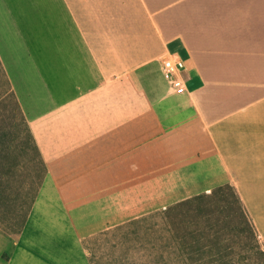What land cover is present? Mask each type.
I'll list each match as a JSON object with an SVG mask.
<instances>
[{"label": "crops", "instance_id": "1", "mask_svg": "<svg viewBox=\"0 0 264 264\" xmlns=\"http://www.w3.org/2000/svg\"><path fill=\"white\" fill-rule=\"evenodd\" d=\"M0 74V264H93L101 232L225 185L264 244V0H0Z\"/></svg>", "mask_w": 264, "mask_h": 264}, {"label": "rangeland", "instance_id": "2", "mask_svg": "<svg viewBox=\"0 0 264 264\" xmlns=\"http://www.w3.org/2000/svg\"><path fill=\"white\" fill-rule=\"evenodd\" d=\"M9 87L0 74V123H22ZM20 138L28 142L22 131ZM31 159L40 176L37 154L30 152ZM202 195L101 232L90 243L93 264H264V244L235 189L225 185Z\"/></svg>", "mask_w": 264, "mask_h": 264}, {"label": "built area", "instance_id": "3", "mask_svg": "<svg viewBox=\"0 0 264 264\" xmlns=\"http://www.w3.org/2000/svg\"><path fill=\"white\" fill-rule=\"evenodd\" d=\"M185 70V62L179 57H165L161 62V72L164 79L177 93L185 91V79L183 76Z\"/></svg>", "mask_w": 264, "mask_h": 264}, {"label": "trees", "instance_id": "4", "mask_svg": "<svg viewBox=\"0 0 264 264\" xmlns=\"http://www.w3.org/2000/svg\"><path fill=\"white\" fill-rule=\"evenodd\" d=\"M202 196H204V195H202V194H200V195H196V196H194V197H192V198H190V199H188V200H185V201H183V202L178 203L177 206H180V204H184V203L190 204V203H192L195 199H197V198H199V197H202ZM173 208H174V207H173ZM230 264H235V263H230Z\"/></svg>", "mask_w": 264, "mask_h": 264}]
</instances>
